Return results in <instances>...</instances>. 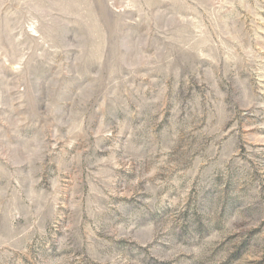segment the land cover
Listing matches in <instances>:
<instances>
[{
	"label": "rangeland",
	"instance_id": "rangeland-1",
	"mask_svg": "<svg viewBox=\"0 0 264 264\" xmlns=\"http://www.w3.org/2000/svg\"><path fill=\"white\" fill-rule=\"evenodd\" d=\"M0 264H264V0H0Z\"/></svg>",
	"mask_w": 264,
	"mask_h": 264
}]
</instances>
